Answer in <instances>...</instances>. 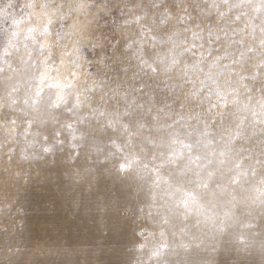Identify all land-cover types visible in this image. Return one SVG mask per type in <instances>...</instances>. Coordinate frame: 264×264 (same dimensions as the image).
I'll return each instance as SVG.
<instances>
[{
    "label": "rangeland",
    "instance_id": "rangeland-1",
    "mask_svg": "<svg viewBox=\"0 0 264 264\" xmlns=\"http://www.w3.org/2000/svg\"><path fill=\"white\" fill-rule=\"evenodd\" d=\"M8 2L0 0V7ZM12 3L15 7L0 16V264H155L171 259L151 254L163 244L173 246L179 239L173 233L181 228L194 231L197 219L194 213L185 219L182 205L174 210L182 195L177 188L196 191L202 203L210 194L189 183L192 171L179 178L188 163L186 149L184 156L169 160L166 146L154 148L143 137L151 136L157 144L163 137L166 143L168 132L175 131L183 143L195 144L207 132L217 144L222 135L234 134L237 106L232 101L248 103L251 96L255 106L262 95L264 66H257L264 51L259 43L264 16L252 5L229 11L223 0ZM27 4L33 7H22ZM238 12L247 15L235 21ZM249 17L252 22L246 23ZM13 32L19 35L12 37ZM217 56L222 57L219 62ZM30 74L37 76L32 83ZM208 75L216 77L214 83ZM40 76L45 78L42 86ZM237 80L238 95L233 96ZM141 82L148 86L143 93L125 96V88L131 84L139 89ZM216 87L227 93V104L221 106L215 94L208 96ZM164 108L158 122L176 125L149 132ZM139 124L145 127L139 129ZM258 139L259 129L257 136L249 129V137L231 145L244 149V183L228 187L227 169L216 181L248 203L258 197L264 179L259 165L255 175L249 170L255 159H264L251 155ZM198 154L194 149L193 155ZM125 163L129 167L121 171ZM98 197L129 211L123 215L114 210L101 220L95 211ZM227 225L221 233L202 224L196 231L199 239L186 237L192 259L264 264V246L256 234L260 230L249 232L235 218ZM241 233L247 247L238 255L242 245L236 237Z\"/></svg>",
    "mask_w": 264,
    "mask_h": 264
},
{
    "label": "snow or ice",
    "instance_id": "snow-or-ice-1",
    "mask_svg": "<svg viewBox=\"0 0 264 264\" xmlns=\"http://www.w3.org/2000/svg\"><path fill=\"white\" fill-rule=\"evenodd\" d=\"M223 4L227 5L228 10L231 11L233 9L246 8L248 5H252L254 11L260 12L262 16H264V0H258V3H254L253 0H237L236 3H229V0H223ZM15 5L12 3V0H9L8 4L5 7H0V16L5 15L6 8H13ZM22 7H33L32 4L23 5ZM82 7V5H81ZM247 13L238 12L235 16V21H240ZM227 16L226 12H220V17ZM21 21L14 20V24H18ZM252 18L249 17L246 23H251ZM49 25H51L52 21L49 20ZM260 31L262 33V38L260 40V47L264 49V20H262L259 25ZM255 29V25H253V31ZM48 29H45L47 31ZM30 33L35 31V29H29ZM208 36L212 37L213 33L211 29L208 30ZM234 33L237 30H233ZM239 31H243L242 29ZM19 33L13 32L12 37H17ZM196 33H193V37L195 38ZM227 37V33H225ZM216 39L219 40V36H216ZM9 47H11V40H9ZM242 44L243 41H234L233 44ZM195 47V43L192 45ZM203 48V45H201ZM211 47V45H209ZM43 48V45H41ZM175 51V49H174ZM249 51H254V49H249ZM241 60L244 58V53L241 52ZM260 65L257 67L264 66V51L259 53ZM222 57L217 56L215 60L219 62ZM146 63V62H144ZM172 63L175 64V57L172 59ZM31 67V65H29ZM151 67L152 72H157L156 67ZM228 67V66H225ZM209 80L215 82L216 77L212 75H208ZM255 75L252 76L254 80ZM37 79L35 74L29 75V83L34 82ZM41 81V86L44 82V77H39ZM240 79H246V77H240ZM203 85V81L201 82ZM239 85V80L233 82V91L232 95L237 96L236 86ZM117 87L124 88L122 84H117ZM148 87L146 84L141 82V87L139 89L133 87V85H129L124 89L125 96L135 93L141 92L143 93L144 88ZM247 88V85H244ZM41 88L37 89V95L41 91ZM252 90L249 89V92ZM261 98L259 102L253 106L251 103V96L248 97V103H241L240 100L234 99L232 102L237 106L236 112L233 114L236 117L235 120V132L234 134L230 133L226 138L222 135L220 138V142L217 144H213V141L208 138L207 132L203 135V138L197 141L195 144L183 143L180 140V133L175 131H169L167 134V142L165 143V139L161 137L160 143L157 144L155 139L151 136H144L143 140L151 144L154 148H163L167 147L171 155L167 157L169 160L176 159L177 156H184V150H187V160L188 163L184 166V168L180 172V179L183 178L187 174L188 171L193 172L194 178L189 181V183L195 184L198 189L207 190L210 194V199L202 203L199 199V196L196 191H184L183 189L177 188V191L182 192V195L179 199L175 200V211H178L180 206H183L185 219H187L188 214L194 213L197 217L196 223L191 226L194 230H188L187 226L185 228H181L178 233L174 232L173 236H179V239L175 241L173 246H169L167 244L161 245L160 248H157L152 252V257H163L165 255L170 256L171 259H157L155 264H217V261L214 259H206L202 258L201 260H193L189 250L192 248L191 242H185V238L189 235L191 236V240L195 241L199 239L196 235V231L201 229V225H209L211 224L214 229H217L221 233L227 232V222L233 218L242 220L244 227L249 231H253L255 229H259L260 231L256 233L259 235L261 239V244L264 246V179L260 181L261 189L259 190L258 197L252 199L251 203L247 202L248 198L237 199V196L233 192H228V188L223 185L216 183V181L225 176V169L229 173L228 179V187L233 185L239 186L244 183L243 178L248 175L247 171H243V160L241 159L244 149H235L231 145L237 139L243 140L249 137V129H251V136H257V129H259V139L257 141V147L255 150L251 152L252 156L264 157V87L261 88ZM199 94V93H197ZM215 94L219 97V104L222 106L227 104V93L216 87L214 92L210 90L208 96ZM151 102V100H150ZM216 104H213L211 107H216ZM127 108L128 105H125ZM139 107H143L140 105ZM167 108L160 109L157 111L156 123H151L149 127V132L155 131L157 133L164 131L165 128L172 129L176 125V121H173L172 124H168L166 121L163 125H161L159 121V117L161 112L166 113ZM127 114V113H126ZM224 114L220 115V118L223 119ZM184 118L182 117L181 120ZM111 122V121H110ZM69 127H71L69 125ZM145 127L144 124H139L138 128L143 129ZM127 128V126H125ZM59 135V133H57ZM75 139V137H73ZM179 148V151L177 149ZM199 150L198 155H193V150ZM47 151V149H45ZM157 157H154L156 159ZM160 159H164V153H161L159 156ZM195 164L196 167L193 169L192 165ZM255 165H259L262 170H264V159H255L254 164L249 165V170L253 175L256 174ZM129 167L128 164H121L120 170H124ZM147 168V165H145ZM215 184V187H211V185ZM92 186H90L91 188ZM218 193H223L224 196H218ZM171 194V193H170ZM217 209H220L217 211ZM118 211L123 215H126L129 211L128 206H113L111 203H106L102 197H98V203L96 204L95 211L103 218L110 214L113 211ZM223 217V219H220ZM202 218V219H201ZM164 233H161L163 236ZM236 239L241 243L242 247L237 248V254L242 255L244 249L247 247L246 236L241 233ZM143 248V245H140ZM167 248L168 252L164 253L162 249ZM199 248V245H197ZM213 252L216 251L215 247L212 249ZM136 264H143L142 261L137 260ZM238 264H242V262H238Z\"/></svg>",
    "mask_w": 264,
    "mask_h": 264
}]
</instances>
